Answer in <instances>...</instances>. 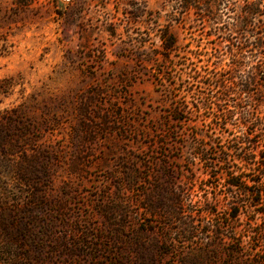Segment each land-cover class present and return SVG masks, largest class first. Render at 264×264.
Returning a JSON list of instances; mask_svg holds the SVG:
<instances>
[{
  "label": "rangeland",
  "instance_id": "374dc122",
  "mask_svg": "<svg viewBox=\"0 0 264 264\" xmlns=\"http://www.w3.org/2000/svg\"><path fill=\"white\" fill-rule=\"evenodd\" d=\"M245 1L210 28L178 0H0V264H264V174L232 150L264 151L260 88L201 79Z\"/></svg>",
  "mask_w": 264,
  "mask_h": 264
},
{
  "label": "trees",
  "instance_id": "16d2710c",
  "mask_svg": "<svg viewBox=\"0 0 264 264\" xmlns=\"http://www.w3.org/2000/svg\"><path fill=\"white\" fill-rule=\"evenodd\" d=\"M231 2L232 0H205L202 3H199L197 0H178L180 9L185 13H189L192 11L197 12L199 10L203 12V14H205L206 18L208 19L207 22L209 23L210 28H213L216 25L218 26L223 22V15H221L220 11L227 8H229L228 10H232V6L230 5L233 4ZM258 22L261 23V25L259 27H256V24ZM229 25L230 29L228 31L230 34L238 32L239 35L240 32H242V37H244V39L237 45H235V41H233V38L226 40L229 44L232 45L233 48H236L234 50L229 49L230 51L228 53L231 63L229 64L230 66H228V70H223V72L226 74V76L228 75V77H202L201 79H207V81L211 79L212 86L218 90L219 96L217 98V101H219V103L225 101L231 95H248L252 93L253 87L258 86L260 89L256 92V96L259 98H256L255 105L264 106V83H259L262 78L264 79V59L261 62H254L253 60V57L256 58V55L261 54V52L264 50V0H246L245 5L242 6L239 13L235 14V19H233V22L229 23ZM252 26L253 28H256L255 31L254 29L252 31L249 30V28H251ZM249 35L255 37L252 42H250L247 38V36ZM256 35L260 36L256 37ZM159 40L160 50H158L157 54L162 56L163 59L167 60L176 50L177 40L173 34L168 33L166 30H163L161 32ZM247 52L250 53L249 56L244 55ZM254 52L256 54L255 56H252ZM201 56H203V54L201 55L200 53L195 56V58L200 59ZM194 75L199 76L200 72L196 69L194 70ZM194 79L196 80V78L193 77V80ZM200 81L201 80H199V82ZM215 105L217 108V112L223 111L220 105ZM237 108L238 104H235L234 110H236ZM224 113V117L229 120H232L235 116L234 112L230 110ZM238 123L239 125H242L244 127H247L249 125L250 127H252V129L263 127L262 122H258V120L253 118L249 113H244L243 116L239 118ZM254 131L255 130H253L252 133L243 134V137L245 138L244 142L247 147H249L252 141ZM13 141L14 140H12L10 137L5 138V143L10 144ZM232 150H240L238 160L244 166L248 164L249 161L252 160V158H254L256 160V163L258 164V168L261 171V173H259L264 174L263 150H258L257 146H254L253 148L250 147L247 149V151H245L244 147L241 148V146H233ZM222 159L224 161L223 157ZM26 183L29 188H32L33 185H36V183L30 178ZM253 183L256 184V181L253 180ZM231 185L237 188L240 187V184L238 182H234ZM257 193V195L259 196L260 191H258ZM23 233V235H25L27 233V230H24Z\"/></svg>",
  "mask_w": 264,
  "mask_h": 264
}]
</instances>
